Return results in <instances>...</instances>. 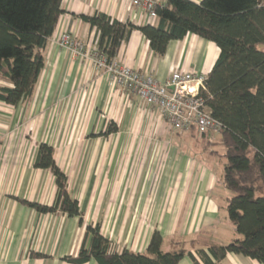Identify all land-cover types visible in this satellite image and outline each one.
<instances>
[{"label":"crops","instance_id":"0c3cea01","mask_svg":"<svg viewBox=\"0 0 264 264\" xmlns=\"http://www.w3.org/2000/svg\"><path fill=\"white\" fill-rule=\"evenodd\" d=\"M63 8L31 101L18 106L0 102V264H69L64 258L79 253L91 224L101 225L117 252L146 253L155 231L163 236V251H173L179 242L195 256L198 250L240 239L226 210L232 193L223 174L218 177L181 147L185 141L207 147L216 140L221 144L220 139L174 132L155 108L116 87L93 61L57 44L63 33L82 43L96 40V29L80 15L102 12L136 26L157 19L149 20L129 0H63ZM219 55L214 43L188 34L158 56L134 31L117 58L165 83L175 69L207 77ZM0 86L9 85L0 80ZM111 124L117 130L107 133ZM40 144L53 147L68 191L79 202L82 223L21 203L51 206L56 198L52 172L34 167ZM180 264L195 263L186 256ZM221 264L260 263L229 254Z\"/></svg>","mask_w":264,"mask_h":264},{"label":"trees","instance_id":"16d2710c","mask_svg":"<svg viewBox=\"0 0 264 264\" xmlns=\"http://www.w3.org/2000/svg\"><path fill=\"white\" fill-rule=\"evenodd\" d=\"M155 13L157 23L143 26L102 12L80 15V19L96 29L95 46L108 64L117 59L134 31L142 33L158 56L166 54L170 42L188 34L219 48L202 96L212 117L224 127L219 135L225 149L223 183L232 193L226 210L240 239L198 250L195 256L179 242L173 243V251H163V236L155 231L146 253L117 252L101 225L91 224L79 253L64 260L69 264L92 260L97 264H180L188 256L195 264H221L232 254L264 264V0H166L155 7ZM64 14L63 0H0V80L9 85L0 86L1 103L18 106L31 101L45 65L44 52ZM116 130L111 124L107 133ZM54 153L52 146L40 144L34 161L36 169L50 170L55 177L53 205L21 203L41 214L78 217L82 223L79 202L71 197L68 178Z\"/></svg>","mask_w":264,"mask_h":264},{"label":"built area","instance_id":"2783aa9c","mask_svg":"<svg viewBox=\"0 0 264 264\" xmlns=\"http://www.w3.org/2000/svg\"><path fill=\"white\" fill-rule=\"evenodd\" d=\"M133 7L146 12L149 20L157 19L158 0H129ZM61 48L68 49L85 60L93 61L97 69L104 70L112 83L128 94L136 96L147 106L157 110L159 117L177 133L196 130L200 136L212 139L220 135L223 125L212 117L202 96L206 77L180 69L172 71L165 83L125 65L118 58L110 64L98 53L95 41L82 43L75 36L63 33L57 40Z\"/></svg>","mask_w":264,"mask_h":264},{"label":"rangeland","instance_id":"374dc122","mask_svg":"<svg viewBox=\"0 0 264 264\" xmlns=\"http://www.w3.org/2000/svg\"><path fill=\"white\" fill-rule=\"evenodd\" d=\"M216 139H220L219 135H216ZM216 142L217 140L211 144V146L206 147L203 146L202 143H196V145H193L191 142L185 141L184 143H181V147H185L187 149L186 151H190L191 155H197L202 162L206 163L207 167L213 170L218 177H221L225 164V149L222 144H215Z\"/></svg>","mask_w":264,"mask_h":264}]
</instances>
